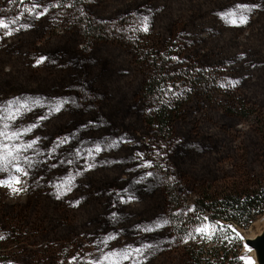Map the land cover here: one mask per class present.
<instances>
[{
    "label": "rangeland",
    "instance_id": "rangeland-1",
    "mask_svg": "<svg viewBox=\"0 0 264 264\" xmlns=\"http://www.w3.org/2000/svg\"><path fill=\"white\" fill-rule=\"evenodd\" d=\"M34 2L0 0V19L9 25L0 30V114L9 101H26L31 111L13 127H27L49 105L68 103L9 142L40 137L38 151L19 153L28 171L22 191L0 187V264H89L134 248L142 252L120 264H193V255L215 264L217 253L238 246L242 264L243 239L230 225L221 231L195 202L210 199L211 206L264 185V0H39L32 9ZM29 9L46 11L36 19ZM241 16L246 23L231 22ZM88 20L97 27L92 35ZM177 26L180 58L167 66L168 90L147 97L145 83L160 63L154 58ZM239 101L250 109L247 119L233 112ZM166 105L180 113L159 139L147 119ZM74 132L49 155L55 138ZM113 140L125 142L95 154L94 166L82 171L86 153L76 160L75 151ZM137 152L151 167L139 166ZM8 175H18L11 164ZM128 195L133 199L121 203ZM162 217L167 223L155 227ZM205 224L216 226L211 238L196 231ZM253 224L231 229L242 237ZM110 234L115 239L105 242Z\"/></svg>",
    "mask_w": 264,
    "mask_h": 264
},
{
    "label": "snow or ice",
    "instance_id": "snow-or-ice-1",
    "mask_svg": "<svg viewBox=\"0 0 264 264\" xmlns=\"http://www.w3.org/2000/svg\"><path fill=\"white\" fill-rule=\"evenodd\" d=\"M57 6V5H54ZM255 5H253L254 7ZM40 7V3L39 0H35V2L32 4V9H36ZM239 7L241 8H248V5H240ZM32 9L28 10V15H34V17L36 19H39L40 16L45 14V11H36L34 12ZM23 15V14H21ZM21 17H17L16 19H20ZM15 21H13L14 23ZM233 24H236V26H239V24L242 23H246L247 19L244 16H241L239 18V23H237L236 20H232L231 21ZM142 28L141 30L144 32L148 31V17L144 16L142 19ZM31 25H26L25 27H30ZM9 25L7 23L4 22L3 19H0V30H5L8 29ZM19 30V29H17ZM5 35H12V31L11 30H7L4 32ZM46 59V57H40L37 60V64L44 62V60ZM230 84H235L238 83V81H229ZM221 87H223V85H221ZM17 100H19V98H17ZM36 104V106H40L43 107L44 105L40 104L39 102H34ZM68 103V101L66 100H62L59 104H57L55 107L49 105L48 107V111L43 113L40 117L39 120L29 124L27 127H24L23 125H16L15 127H13V125L15 124V121L17 119H19L21 116H23L26 111H31V108L28 106L27 102H22V103H18L16 104L15 107H13L14 102L13 101H9L8 105H9V111L7 112V115H3L0 114V173L6 174L7 178L6 179H0V187H7L11 193L14 194H19L22 189L19 187L20 183H21V176H27L28 175V171H26L24 168H22L19 164V153L20 152H26L29 149H34V146L37 145L40 141V137L37 136L34 139L28 140V141H21V144H15L12 143L10 144V141H20L21 137L32 132L40 123V121L46 119L49 115H51L53 112H57L60 110V106L62 104ZM3 109L0 108V113H3ZM7 120L8 123H4V121ZM76 133H72L71 136H64V137H58L57 140L55 141L53 147L49 150V155L51 156L52 153H54L56 151V148L60 147L63 144H67L69 142V140L73 137H75ZM125 142L123 140L120 141H110V142H106L105 143V147L102 148L101 147V143L97 142L95 144H93L91 147L88 148H84L83 146H81L80 148H78L75 153H74V157L76 160H79L81 158V152H85L86 155L83 156L84 159V164L81 166L82 171H87L89 170L91 167H93V163H89V160L91 159L92 161L95 160V154H99L101 151L103 150H108L111 148H114L117 146L118 143H122ZM22 145V146H21ZM36 150V149H34ZM38 151V150H36ZM135 157L139 158V160L141 161V163L139 164L140 167H151V162L150 161H144L143 160V154L140 152L135 153ZM27 159V158H25ZM29 163V165L31 166V161H27ZM61 164H64L65 161L61 160L60 161ZM68 164H72L73 161L72 160H68L67 161ZM12 165V167L14 168V172L17 173L18 175H8V166ZM53 167H55V165H53ZM81 171H77L76 175H80ZM145 175L151 176V172L146 173ZM143 178V177H141ZM137 183L139 181H136ZM70 190V189H68ZM125 192H127V190H125ZM117 195L119 196L120 194L117 193ZM57 199L60 198L59 192L57 193L56 196ZM133 199V197L131 195L127 196V200H125V198L123 196H120V202L121 203H125V202H130ZM77 204L79 203L78 201L76 202ZM75 206V205H74ZM115 215V214H113ZM207 219V218H205ZM161 222L163 223H167V220L165 218H160V222H158L155 227H160L161 226ZM216 226L213 225H208L205 224L200 228H197L196 231L198 234H202L204 236H207L208 238H211L213 231L215 230ZM219 229L221 231L224 230V226L223 225H219ZM229 229L235 233L236 238L238 239H243L242 237L239 236V233H236L235 229H231V226H229ZM141 230L144 232H151L153 230L152 226H147V227H143L141 226ZM3 237L0 236V239H2ZM111 239H115V234H110L109 236H107L105 238V242H107V240H111ZM142 247H151V245H144ZM130 248V246H129ZM246 251H250L251 249L248 248L247 246H245ZM142 252V248H134L131 250L125 249V250H121V251H116V252H110L107 254H104L101 258H98L95 262L89 261V264H120V258H122L124 261L129 260L130 258H133V253L139 254ZM242 261V264H253V262L251 261L250 258L248 257H241L240 258Z\"/></svg>",
    "mask_w": 264,
    "mask_h": 264
},
{
    "label": "trees",
    "instance_id": "trees-1",
    "mask_svg": "<svg viewBox=\"0 0 264 264\" xmlns=\"http://www.w3.org/2000/svg\"><path fill=\"white\" fill-rule=\"evenodd\" d=\"M84 29L89 35H92L97 30V27L91 20H88L84 24ZM182 32L183 29L177 26L171 41L160 51L159 56L154 58L155 63H160L156 64L152 77L145 83L144 92L147 97L160 98L168 90L170 75L167 72V66L180 58L178 40ZM233 112L235 115L239 114L238 116L243 119H247L251 113L250 109L242 101L238 102V107H234ZM179 113L178 108L168 105L160 106L158 110L149 115L147 124L149 127L156 128L159 139H167L169 131H171V125ZM55 140L57 139L55 138ZM166 157L163 156L164 159ZM111 192L117 196V190L114 187H112ZM209 200L198 199L195 202V207L198 212L207 214L211 221L214 222H233L238 227L246 228L253 224L258 217L264 215V185L260 186L257 191L248 192L244 197L237 194L227 196L220 201H211V206L207 203ZM177 201L178 199H175V203ZM238 249L239 246L237 249H231V251H223L222 255L217 253L215 255V264H239ZM192 262L193 264H214L213 262L209 263V261L202 260L201 256L198 255H193Z\"/></svg>",
    "mask_w": 264,
    "mask_h": 264
},
{
    "label": "water",
    "instance_id": "water-1",
    "mask_svg": "<svg viewBox=\"0 0 264 264\" xmlns=\"http://www.w3.org/2000/svg\"><path fill=\"white\" fill-rule=\"evenodd\" d=\"M220 223L224 226L233 225L236 228L238 227L233 222L220 221ZM237 232L240 233V230H237ZM242 238L244 248L247 246L251 249L250 252L252 254L253 264H264V230L253 238H247L244 233Z\"/></svg>",
    "mask_w": 264,
    "mask_h": 264
},
{
    "label": "bare ground",
    "instance_id": "bare-ground-1",
    "mask_svg": "<svg viewBox=\"0 0 264 264\" xmlns=\"http://www.w3.org/2000/svg\"><path fill=\"white\" fill-rule=\"evenodd\" d=\"M264 230V216L258 220L257 222H255L248 231L245 232V236L247 238H253L256 235H258L260 232H262ZM245 252H246V257L250 258L252 261V254L250 251H246L245 248Z\"/></svg>",
    "mask_w": 264,
    "mask_h": 264
},
{
    "label": "flooded vegetation",
    "instance_id": "flooded-vegetation-1",
    "mask_svg": "<svg viewBox=\"0 0 264 264\" xmlns=\"http://www.w3.org/2000/svg\"><path fill=\"white\" fill-rule=\"evenodd\" d=\"M17 1H19V0H17Z\"/></svg>",
    "mask_w": 264,
    "mask_h": 264
}]
</instances>
